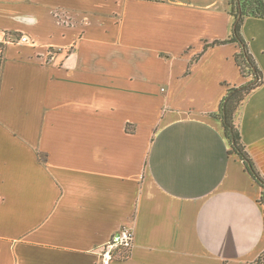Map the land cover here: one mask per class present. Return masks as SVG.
Returning <instances> with one entry per match:
<instances>
[{"label": "crops", "instance_id": "1", "mask_svg": "<svg viewBox=\"0 0 264 264\" xmlns=\"http://www.w3.org/2000/svg\"><path fill=\"white\" fill-rule=\"evenodd\" d=\"M229 0H0V264H255L260 188L214 117L243 77ZM63 13L66 22L55 17ZM263 83L235 123L264 178ZM28 43L20 42V37Z\"/></svg>", "mask_w": 264, "mask_h": 264}, {"label": "trees", "instance_id": "2", "mask_svg": "<svg viewBox=\"0 0 264 264\" xmlns=\"http://www.w3.org/2000/svg\"><path fill=\"white\" fill-rule=\"evenodd\" d=\"M228 13L233 19L229 36L223 41H214L211 44H206L203 50L213 46L235 44L239 51L234 55V62L240 74L245 78H250V80L241 86H232L227 90L214 117L218 118L222 123L224 135L229 144V155L237 156L242 162L244 170L259 186L261 191L258 203L263 207L264 212V178L259 174L246 152L245 145L235 123L236 115L245 98L263 83L262 72L251 55L247 42L241 35V27L244 20L248 17L264 20V0H230L228 2ZM2 48L3 44H0V49ZM255 264H264V252Z\"/></svg>", "mask_w": 264, "mask_h": 264}, {"label": "built area", "instance_id": "3", "mask_svg": "<svg viewBox=\"0 0 264 264\" xmlns=\"http://www.w3.org/2000/svg\"><path fill=\"white\" fill-rule=\"evenodd\" d=\"M55 17L58 18L60 21L66 22L67 20L64 19L63 13H56ZM20 42L28 43L29 40L27 37L22 36L19 39ZM133 242V233L132 229L124 226L119 231L114 233L110 240L101 247L99 252V263L98 264H111L114 258V252L116 249L123 248V249H130Z\"/></svg>", "mask_w": 264, "mask_h": 264}, {"label": "rangeland", "instance_id": "4", "mask_svg": "<svg viewBox=\"0 0 264 264\" xmlns=\"http://www.w3.org/2000/svg\"><path fill=\"white\" fill-rule=\"evenodd\" d=\"M229 1H230V0H229ZM229 1H228V2H229Z\"/></svg>", "mask_w": 264, "mask_h": 264}]
</instances>
